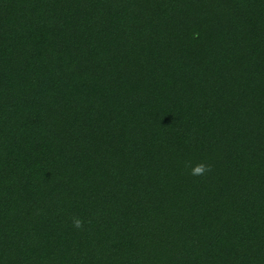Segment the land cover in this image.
<instances>
[{
    "label": "trees",
    "instance_id": "obj_1",
    "mask_svg": "<svg viewBox=\"0 0 264 264\" xmlns=\"http://www.w3.org/2000/svg\"><path fill=\"white\" fill-rule=\"evenodd\" d=\"M0 264H264V0H0Z\"/></svg>",
    "mask_w": 264,
    "mask_h": 264
},
{
    "label": "clouds",
    "instance_id": "obj_2",
    "mask_svg": "<svg viewBox=\"0 0 264 264\" xmlns=\"http://www.w3.org/2000/svg\"><path fill=\"white\" fill-rule=\"evenodd\" d=\"M210 171H211V167L209 165L201 163V164H198L195 167H193L190 171V174L193 176H203ZM73 226L76 228H82L83 227V221L79 218L74 217L73 218Z\"/></svg>",
    "mask_w": 264,
    "mask_h": 264
}]
</instances>
